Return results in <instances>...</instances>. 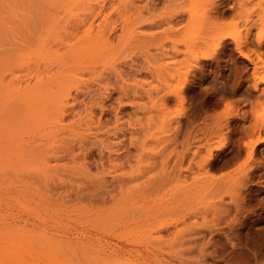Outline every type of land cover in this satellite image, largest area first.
<instances>
[{
  "label": "rangeland",
  "instance_id": "374dc122",
  "mask_svg": "<svg viewBox=\"0 0 264 264\" xmlns=\"http://www.w3.org/2000/svg\"><path fill=\"white\" fill-rule=\"evenodd\" d=\"M252 115L264 0H0V264H264Z\"/></svg>",
  "mask_w": 264,
  "mask_h": 264
},
{
  "label": "bare ground",
  "instance_id": "6f19581e",
  "mask_svg": "<svg viewBox=\"0 0 264 264\" xmlns=\"http://www.w3.org/2000/svg\"><path fill=\"white\" fill-rule=\"evenodd\" d=\"M175 18H176V16H170L169 18H160V19H158V21H157V25H161L162 23H164V22H168V20L169 19H171V20H169V21H172V20H175ZM217 18V16H215L214 17V19H216ZM236 25V24H235ZM231 27V26H230ZM170 28V27H169ZM232 28V27H231ZM215 30H216V32H219V33H225L226 31L224 30V27H221V28H215ZM167 32V29L166 30H164V32ZM169 32V31H168ZM162 40H167V35L162 39ZM192 53L195 55V58H196V60H198V58L199 57H201V56H203L204 55V53H203V51H192ZM175 54V53H174ZM199 54H201V56L199 55ZM243 58L244 59H246V60H248L249 61V57L246 55V54H244L243 55ZM128 75H130V74H128L127 73V76ZM111 76H113V78H114V82L115 83H117L119 80H122L123 79V77H122V75H121V73H119V72H117V71H115V70H113L112 72H110V73H108L106 76H105V78L103 79V81H104V83H107V81L109 80V78L111 77ZM129 92H130V90L128 89V88H125L124 87V89L122 90V92H120V97L119 98H126V97H128L129 96ZM148 96H150V93H148L147 94ZM133 96L134 97H141V95L140 94H138L137 93V91H134V93H133ZM257 106V105H256ZM225 112L228 114V110H225ZM251 117V116H250ZM233 118H232V115H231V119L230 120H232ZM229 121H227L225 124L228 126L229 125ZM250 128L248 129V131H246V133H244V135L247 137V138H251V137H253L254 136V134H255V132H257V138L255 139V141H254V143H257V145L259 144V143H263L264 142V133H263V136H261L262 135V133H261V130L262 129H264V116H262V117H257V116H255V115H252V117L250 118ZM206 124H203L202 125V128H200V129H203V127L205 126ZM237 126H240V125H237ZM218 129V128H217ZM258 129V130H257ZM257 130V131H256ZM252 139H249L248 140V142H252L251 141ZM260 165H261V163H259V164H256V166L254 167V168H260Z\"/></svg>",
  "mask_w": 264,
  "mask_h": 264
}]
</instances>
